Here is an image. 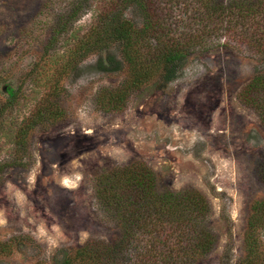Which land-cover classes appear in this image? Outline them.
Returning a JSON list of instances; mask_svg holds the SVG:
<instances>
[{"label": "rangeland", "instance_id": "1", "mask_svg": "<svg viewBox=\"0 0 264 264\" xmlns=\"http://www.w3.org/2000/svg\"><path fill=\"white\" fill-rule=\"evenodd\" d=\"M109 1L0 0V264H52L58 249L115 240L118 229L98 209L93 181L132 161L154 170L160 191L194 188L206 196L216 242L196 264H239L251 205L264 199V125L241 98L262 60L219 31L190 52L176 79L162 84L158 74L123 110L106 111L100 90L128 76L120 48L72 55ZM157 4L168 22L185 23L196 7L194 0ZM117 7L141 25L137 6L120 0ZM245 30L262 34L264 6ZM107 51L119 70L99 69ZM44 98L61 115L30 129L16 148V131ZM260 237L264 247V230Z\"/></svg>", "mask_w": 264, "mask_h": 264}, {"label": "trees", "instance_id": "2", "mask_svg": "<svg viewBox=\"0 0 264 264\" xmlns=\"http://www.w3.org/2000/svg\"><path fill=\"white\" fill-rule=\"evenodd\" d=\"M119 2L110 0L99 12L72 55L76 60L96 49L109 50L111 44L120 48L128 76L119 86L100 90L97 102L106 111L123 110L128 96L158 74L162 84L176 79L190 52L207 45L209 37L219 31L253 47L264 66V30L254 37L245 30L248 17L262 13L264 0H194V15L185 23L163 20L158 0H125L140 9V26L119 16ZM98 66L117 71L121 62L107 51ZM241 98L256 109L264 125V68L245 85ZM60 115V108L44 98L16 131V148L24 147L30 129ZM93 195L105 219L118 229V237L111 242L89 239L76 248L58 249L52 264H196L216 242L207 225L210 205L206 196L194 188L158 190L156 173L142 161L95 175ZM247 226L245 255L239 264H264L260 237L264 199L252 203Z\"/></svg>", "mask_w": 264, "mask_h": 264}]
</instances>
